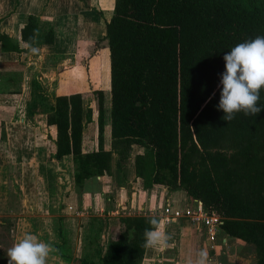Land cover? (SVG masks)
Masks as SVG:
<instances>
[{
  "label": "trees",
  "instance_id": "1",
  "mask_svg": "<svg viewBox=\"0 0 264 264\" xmlns=\"http://www.w3.org/2000/svg\"><path fill=\"white\" fill-rule=\"evenodd\" d=\"M37 32V20L29 16L20 43ZM257 36H264V0H114L105 36L95 41H104L109 51V102L94 88L53 95L45 125L53 130L54 159L72 157L79 189L110 172L113 152L125 162L138 146L143 151L136 153L134 167L143 189L184 191L189 203L200 201L206 212L218 214L220 229L253 250L251 264H264V89L262 110L254 117L238 112L227 122L216 108L223 54ZM45 41L53 42L52 30ZM0 42L4 51L25 50L9 46L5 35ZM102 67L109 90L104 61ZM89 123L95 127L96 150L84 153ZM49 166L40 165L39 173L53 197ZM153 217H120L103 256L100 220L88 219L79 264H140L144 230ZM14 227V219H0L4 237L12 229V241ZM92 246L95 252H88ZM7 260L0 247V264Z\"/></svg>",
  "mask_w": 264,
  "mask_h": 264
},
{
  "label": "crops",
  "instance_id": "2",
  "mask_svg": "<svg viewBox=\"0 0 264 264\" xmlns=\"http://www.w3.org/2000/svg\"><path fill=\"white\" fill-rule=\"evenodd\" d=\"M113 7L114 0H0V34L11 40L9 46L25 48L20 43V30L33 16L38 26L34 46L39 49L36 54L26 48L23 52L4 51L0 42V217L14 212V196L20 193L26 214L18 216L15 242L26 232L50 242L57 251L48 264H79L84 227L90 218L100 220L103 256L120 217L155 216L162 220L166 203L173 209L190 204L182 190L142 188L134 167L136 153L143 151L138 146L125 162H119L117 152H113L110 172L86 180L79 189L72 157L54 159L53 130L45 125L47 105L53 103L50 94L84 93L94 88L110 97V87L106 90L102 80L104 61L108 87L109 51L104 41L99 45L95 41L105 36L98 14H111ZM50 30L54 31L53 42L48 44L45 38ZM82 59H87L88 69ZM94 135V124H86L84 153L96 150ZM48 164L55 177L53 197L39 173V166ZM41 193L43 210L33 214L32 199L38 202ZM52 198L57 203L54 210L49 205ZM164 228L172 237L170 246L162 251L146 248L140 264H188L200 250L207 251L209 264H250L255 260V255H239L246 244L221 229L212 243L187 218ZM87 250L93 252L95 247Z\"/></svg>",
  "mask_w": 264,
  "mask_h": 264
},
{
  "label": "clouds",
  "instance_id": "3",
  "mask_svg": "<svg viewBox=\"0 0 264 264\" xmlns=\"http://www.w3.org/2000/svg\"><path fill=\"white\" fill-rule=\"evenodd\" d=\"M35 37L24 41L25 48L36 54ZM223 71L218 74L217 89L219 100L217 110L224 113L222 119L230 122L235 114L243 112L245 116H256L262 108L258 106L260 91L264 89V36L237 44L222 56ZM215 91L208 97V103L215 97ZM149 228L144 230L145 248L167 249L172 239L164 228V222L158 218L149 220ZM57 249L41 240L38 235L26 232L7 251L8 264H48L51 254ZM188 264H209L206 250H200Z\"/></svg>",
  "mask_w": 264,
  "mask_h": 264
},
{
  "label": "built area",
  "instance_id": "4",
  "mask_svg": "<svg viewBox=\"0 0 264 264\" xmlns=\"http://www.w3.org/2000/svg\"><path fill=\"white\" fill-rule=\"evenodd\" d=\"M161 214L164 225L181 218H187L193 226L201 228L212 243L217 239L221 218L216 213L206 212L200 201H194L184 208L178 209H173L166 203Z\"/></svg>",
  "mask_w": 264,
  "mask_h": 264
},
{
  "label": "rangeland",
  "instance_id": "5",
  "mask_svg": "<svg viewBox=\"0 0 264 264\" xmlns=\"http://www.w3.org/2000/svg\"><path fill=\"white\" fill-rule=\"evenodd\" d=\"M98 16H100V18H101V23H102L103 28H104L105 33H106V26L110 22V20H111V18L113 16V11H112L111 14L109 12L105 11L103 14H98ZM37 29H38V26H37ZM52 32H54V31H52ZM82 64L84 66H86V69L89 68V64H87V59H84L82 61ZM109 87H110V84H109ZM108 94H109V91H108ZM50 97L53 98V95L50 94ZM107 99H108V101H107V103H108L109 102V97H107ZM85 102H86V104L88 103L87 100ZM43 197H44V195L41 193L40 196L38 197V202H37L36 199H32L33 210L31 212L33 214L42 212L43 207H42L41 204H42V201H43ZM14 202H15V204H14V212L11 215L7 216V217H0V219H2V218H12L15 221L14 241H12L11 238H10V237H12V229H11V232H10V237L8 238V237H4V236H6V230L0 228V247L5 252L6 259H8V256H7L8 249L13 246V244L15 243V240H16V229H17V224H18V219H19L18 216L26 214V212H24L26 208H22L21 204H20V202H21L20 193L17 192L15 194ZM49 202H50L49 203L50 210H54V208H52V207L57 204V203H54L55 199L52 198ZM2 235H3V237H1ZM239 255L245 256V258H248L249 256H254V253H253L252 249H250V248H248V246H246L245 249H242V251L239 253ZM253 262H254V259L252 260L251 263H253Z\"/></svg>",
  "mask_w": 264,
  "mask_h": 264
}]
</instances>
